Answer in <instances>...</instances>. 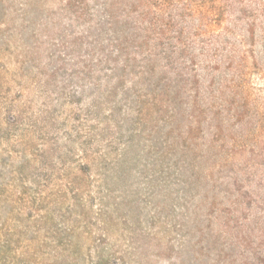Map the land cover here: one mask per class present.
<instances>
[{
  "label": "trees",
  "instance_id": "1",
  "mask_svg": "<svg viewBox=\"0 0 264 264\" xmlns=\"http://www.w3.org/2000/svg\"><path fill=\"white\" fill-rule=\"evenodd\" d=\"M0 264H264V0H0Z\"/></svg>",
  "mask_w": 264,
  "mask_h": 264
}]
</instances>
